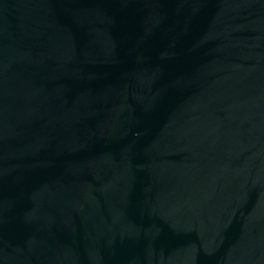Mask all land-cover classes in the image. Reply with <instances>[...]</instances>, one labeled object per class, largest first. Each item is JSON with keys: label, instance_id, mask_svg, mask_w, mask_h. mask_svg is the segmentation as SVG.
I'll return each mask as SVG.
<instances>
[{"label": "water", "instance_id": "1", "mask_svg": "<svg viewBox=\"0 0 264 264\" xmlns=\"http://www.w3.org/2000/svg\"><path fill=\"white\" fill-rule=\"evenodd\" d=\"M0 264H264V0H0Z\"/></svg>", "mask_w": 264, "mask_h": 264}]
</instances>
